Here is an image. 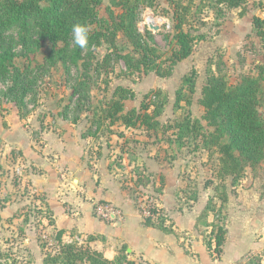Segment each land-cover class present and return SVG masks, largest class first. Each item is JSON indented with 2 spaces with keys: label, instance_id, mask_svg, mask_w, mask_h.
I'll use <instances>...</instances> for the list:
<instances>
[{
  "label": "rangeland",
  "instance_id": "1",
  "mask_svg": "<svg viewBox=\"0 0 264 264\" xmlns=\"http://www.w3.org/2000/svg\"><path fill=\"white\" fill-rule=\"evenodd\" d=\"M183 5L188 7L185 30L197 37L194 42V58L186 63L178 62L172 68V73L164 77L145 69L130 72L122 59H106L110 53V46L105 41L100 46L86 48L78 65L71 63L70 60L63 65L61 57L57 58L56 64L51 65L48 60L52 49L50 41L38 47L34 42L38 37L34 30L27 42L18 29H13L9 33L6 46L16 53L11 65L12 74L14 75L17 70L22 72L30 83V90L26 98L27 104L21 111L12 96L5 95L8 87L12 85V78L0 81V258L3 261L9 264H45L46 255L55 253L59 248L56 240L59 228L53 224L46 196L35 191L33 181L35 175L39 176L45 172L38 166L36 160L42 152L41 147L45 145L40 127L47 133L57 126L55 122L59 118L61 121L64 119L83 127L80 131L86 134L85 138L89 140L87 152L96 159L110 160L112 170L124 175L121 181L133 197L134 204L141 210V204L144 202L153 205L152 187L149 184L152 181L157 182L158 191L161 189V186H158L161 178L154 172L148 173L149 167L145 162L140 161L138 166L139 158L154 157L160 164L166 162L165 160L171 163L172 160L168 157L176 158L178 153L184 157L183 164L186 167L183 172L185 188L177 197L174 206L176 209L192 207L199 198L202 188L211 189V206L221 207L215 187L222 183L227 186L228 193L236 194L239 189L248 192L251 187L257 186L263 190L264 196V162L256 170L247 168L246 173L236 184H232L231 177L221 182L220 178L216 177L219 164L217 150L209 153L207 149L199 148L198 140H195L193 135L180 140L184 142L183 147L175 140L176 134L180 133L178 125L187 118L199 119L206 125L199 99L209 70L215 74L219 72L226 74L229 81L234 83L244 74L257 75L260 63L264 60V42L260 38L259 42L248 35L236 48L228 49L227 43L220 44L215 41V36L225 38L226 12L229 11L231 16L236 17L242 12L246 13L247 6L220 8L215 0H155L152 4L150 1L142 0L137 23L138 31L146 35L151 46L149 53L162 63L165 69L170 67L167 59L175 47L177 20L175 10L184 12ZM109 7H112V0H103L100 8L102 17L108 15ZM114 9L117 13L121 12L118 7ZM150 16L153 19L151 23L159 26L158 30L151 29L148 19ZM91 28H96V25ZM148 31L150 36L146 34ZM124 46L125 53L136 55L129 42ZM74 47L71 42L67 51L70 53ZM157 56L159 58H156ZM193 72L196 74L195 91L190 93L184 77ZM80 80L88 81L90 95L89 99L83 102V107H79L77 100L72 98V89ZM118 85L130 88L134 92V96L125 101V111L133 108L140 110L142 102L151 103L153 105L151 111L156 105H160V113L156 119L159 125L152 129L145 126L127 128L119 122L111 124L109 120H105L101 123L99 133L91 136L97 126L94 125L90 131L92 121L102 113L105 103L111 99ZM261 110L264 112V100ZM76 117L78 120L74 121ZM23 138L29 142L23 141ZM125 147L127 152L121 156ZM250 197L251 194L247 193L245 200H241L246 202ZM233 201L237 205L241 204L238 200ZM228 208L229 205H222L221 217L225 225L229 219ZM259 213L263 219L264 209ZM232 217L234 220L237 219L235 214ZM163 218L170 220L171 223L169 217L163 215ZM201 221L205 223L204 219ZM219 224L221 221H218L216 216L212 225ZM205 230L210 233L204 232L203 238L210 241L214 248L215 235L210 228ZM72 234L65 231L63 240L85 245L86 239L84 242L78 236L75 237V233ZM252 255L253 258L248 263L259 264L258 256Z\"/></svg>",
  "mask_w": 264,
  "mask_h": 264
},
{
  "label": "trees",
  "instance_id": "2",
  "mask_svg": "<svg viewBox=\"0 0 264 264\" xmlns=\"http://www.w3.org/2000/svg\"><path fill=\"white\" fill-rule=\"evenodd\" d=\"M144 1H150L152 4L155 0ZM141 2L142 0H112V7L107 10L108 15L102 17L100 8L103 0H0V81L12 78V85L8 87L5 95L12 96L22 111L27 104L26 98L30 90V83L22 72L17 70L14 75L12 74L11 65L16 53L6 46V42L13 29L19 30L25 42L34 30L33 32L38 36L34 42L38 47L50 41L52 49L48 60L51 65L56 64L59 57L63 65H66L68 60L78 65L86 49L75 46L70 53L67 51L71 43L70 31L73 24H86L90 29L88 47L100 46L103 41L109 43L110 53L107 54L106 59H122L130 72L145 69L163 77L169 76L172 68L191 56L194 50L197 37L185 30L188 7L183 5L182 13L175 10L177 19L174 34L175 47L172 55L167 59L170 67L165 69L162 63L149 53L151 46L146 35L138 31ZM248 2L249 0H215L220 8L223 6L245 8ZM116 7L120 8V13L115 11ZM93 25H96V28H91ZM253 27L256 35L264 42V13L254 16ZM146 34L151 35L150 31ZM128 42L133 46L137 56L124 52V44ZM259 69L257 75L244 74L236 83L230 82L226 74L211 73L210 69L199 99L204 110L203 120L206 125H203L199 119L190 118L178 125L180 133L176 134L175 140L180 147L184 146V142L180 140L193 135L195 140H198L199 148L207 149L209 153L217 150L219 164L216 177L220 178L221 182L231 177L232 184H236L246 173L247 168L256 170L264 162V112L261 110L264 100V65L262 64ZM195 77V72L184 77V82L189 85L190 93L195 91ZM87 84L88 81L80 80L72 89V98L77 100L79 107H83V102L90 97ZM133 96L134 92L130 88L118 85L111 99L105 103L102 113L92 121L90 131L94 125L97 126L91 136L99 133L101 123L105 120H109L111 124L119 122L127 128L140 126L156 128L159 125L156 119L160 113V105H156L151 111L153 105L142 102L140 110L133 108L125 111V101ZM77 120L78 117L74 119V121ZM83 135L86 136V134ZM161 183L163 185V182ZM226 188L227 186L223 183L215 187L221 207L211 206L210 198L206 209L212 211L217 216V220L221 221V224L214 225L212 230V234L215 235V247L213 248L212 243L207 241L209 249L218 257L223 251L227 237V227L221 217L222 205L229 200ZM150 210L151 215L145 217L146 223L157 224L167 230L162 209L151 204ZM155 219H158L157 222ZM64 232L63 229L58 230L56 240L59 248L55 253L46 255L45 264H137L129 259L126 246L119 250L115 259H109L89 244L65 242ZM0 264L9 263L0 258Z\"/></svg>",
  "mask_w": 264,
  "mask_h": 264
},
{
  "label": "crops",
  "instance_id": "3",
  "mask_svg": "<svg viewBox=\"0 0 264 264\" xmlns=\"http://www.w3.org/2000/svg\"><path fill=\"white\" fill-rule=\"evenodd\" d=\"M247 9L246 13L236 17L226 12L225 38L215 36L217 43H227L230 49L244 42L248 35L259 41L253 18L264 13V0H249ZM193 58L194 51L181 62L186 63ZM260 64H264V60ZM59 119L55 122L57 126L47 133L40 127L45 145L36 160L45 172L33 177L35 191L46 196L54 226L67 233H75L74 236L84 242L86 239L85 244L101 251L109 259H115L119 250L126 246L129 259L137 264H250L252 254L258 256L259 264H264V218H260L259 213L264 209V196L260 187H251L248 192L239 189L236 194L229 192V200L224 203L229 205L227 237L218 257L209 249L202 235L210 233L205 229L210 228L212 232L216 218L212 211H205L212 195L211 189L202 188L192 207H174L178 195L185 188L183 172L186 165L181 153L176 158L168 157L171 163L165 160L160 164L154 157L139 158L137 163L139 166L140 161L145 162L149 167L148 173L160 175L158 186H161V191L156 189L157 182L152 181L149 185L152 187L153 205L171 219V223L166 219L165 230L157 224L146 223V216L134 204L133 197L121 181L123 174L112 170L110 160L96 159L87 152L89 140L80 131L83 127ZM126 152L127 147L122 149L121 156ZM247 193L251 194L250 199L242 202ZM234 199L241 204L234 203ZM100 201L117 206L121 211L120 218L113 222L98 218L94 206ZM234 214L236 220L232 217ZM203 219L205 223L201 221Z\"/></svg>",
  "mask_w": 264,
  "mask_h": 264
},
{
  "label": "built area",
  "instance_id": "4",
  "mask_svg": "<svg viewBox=\"0 0 264 264\" xmlns=\"http://www.w3.org/2000/svg\"><path fill=\"white\" fill-rule=\"evenodd\" d=\"M150 206V203L147 204L146 202L141 204L142 212L145 216L151 215ZM94 212L97 217L108 222L116 221L121 216L120 209L109 202H96L94 206Z\"/></svg>",
  "mask_w": 264,
  "mask_h": 264
},
{
  "label": "clouds",
  "instance_id": "5",
  "mask_svg": "<svg viewBox=\"0 0 264 264\" xmlns=\"http://www.w3.org/2000/svg\"><path fill=\"white\" fill-rule=\"evenodd\" d=\"M90 29L86 24L76 23L71 26V42L80 49H86L89 46Z\"/></svg>",
  "mask_w": 264,
  "mask_h": 264
},
{
  "label": "water",
  "instance_id": "6",
  "mask_svg": "<svg viewBox=\"0 0 264 264\" xmlns=\"http://www.w3.org/2000/svg\"><path fill=\"white\" fill-rule=\"evenodd\" d=\"M149 25H150L151 29H154V30H158L159 29V26H157L155 23H150Z\"/></svg>",
  "mask_w": 264,
  "mask_h": 264
},
{
  "label": "bare ground",
  "instance_id": "7",
  "mask_svg": "<svg viewBox=\"0 0 264 264\" xmlns=\"http://www.w3.org/2000/svg\"><path fill=\"white\" fill-rule=\"evenodd\" d=\"M148 19L150 20L149 23H151V21H153L152 16L148 17Z\"/></svg>",
  "mask_w": 264,
  "mask_h": 264
}]
</instances>
